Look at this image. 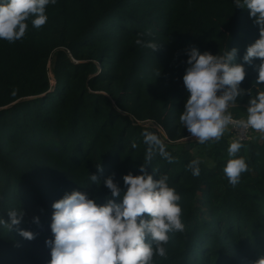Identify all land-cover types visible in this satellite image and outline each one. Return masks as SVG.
Wrapping results in <instances>:
<instances>
[{
    "label": "trees",
    "instance_id": "16d2710c",
    "mask_svg": "<svg viewBox=\"0 0 264 264\" xmlns=\"http://www.w3.org/2000/svg\"><path fill=\"white\" fill-rule=\"evenodd\" d=\"M46 15L40 28L29 18L20 40L0 39V218L23 210L19 229L37 234L29 241L0 225V264H49L53 203L74 190L106 203L107 177L123 189L124 175L141 174L145 130L176 160L157 154L146 171L168 176L185 226L169 233L167 258L155 256L154 264H254L264 257V134L233 139L249 170L232 186L224 168L234 135L185 146L190 133L179 120L192 48L213 55L236 48L234 62L246 71L241 89L252 97L264 91L256 82L260 60L243 61L259 38L249 10L234 0H57ZM138 37L158 48L136 44ZM249 99L238 97L233 109ZM197 158L198 177L187 168Z\"/></svg>",
    "mask_w": 264,
    "mask_h": 264
},
{
    "label": "clouds",
    "instance_id": "9594fccd",
    "mask_svg": "<svg viewBox=\"0 0 264 264\" xmlns=\"http://www.w3.org/2000/svg\"><path fill=\"white\" fill-rule=\"evenodd\" d=\"M56 2L0 0V39L12 43L23 38L28 28L26 21L32 17L33 27H42L48 19L46 7ZM234 2L236 8L248 9L259 26V38L247 47L243 61L251 64L254 58L260 60L256 82L264 84V0ZM135 42L153 51L158 48L153 42L145 44L139 37ZM237 52L236 48L217 55L208 51L200 53L195 48L187 50L188 67L183 84L189 95L179 120L191 138L200 144L219 141L229 125L264 134V91L252 97L251 89H241L246 71L243 64L234 62ZM160 74L158 71L156 77ZM245 94L250 96L247 118L236 120L228 109ZM142 136L148 147L140 166L141 174L124 175L123 189L114 182L113 176L107 177L103 183L112 198L106 203L98 204L85 192L75 190L53 203L52 238L45 241L50 248L49 264H154L155 256L167 258L165 245L170 240L169 233L183 232L185 227L181 220V197L169 186L167 175L154 179L146 168L157 154L168 163L176 160L156 133L145 130ZM242 147L239 140H233L228 147L230 159L224 173L232 186H236L241 175L249 170L245 158L237 157ZM199 164L197 158L187 165L193 176L200 175ZM97 169L102 171L101 165ZM90 179L99 184L97 175L91 174ZM7 215L9 220L0 218V225L9 230L16 228L26 240L36 238V233L18 227L25 215L23 210H12ZM34 223H40L38 217L34 218ZM254 264H264V257Z\"/></svg>",
    "mask_w": 264,
    "mask_h": 264
},
{
    "label": "built area",
    "instance_id": "2783aa9c",
    "mask_svg": "<svg viewBox=\"0 0 264 264\" xmlns=\"http://www.w3.org/2000/svg\"><path fill=\"white\" fill-rule=\"evenodd\" d=\"M235 106H237V105H235ZM233 108H234V106L229 107L228 111L230 112V110H232ZM232 116L236 120L244 119L242 117H237L233 114H232ZM229 127L232 131V134L234 135L233 139L237 138L239 140H252L254 135H256V134L262 135V133L256 132L251 128H243V127L233 126V125H229ZM190 138H191V136L189 135L188 139H190Z\"/></svg>",
    "mask_w": 264,
    "mask_h": 264
},
{
    "label": "crops",
    "instance_id": "0c3cea01",
    "mask_svg": "<svg viewBox=\"0 0 264 264\" xmlns=\"http://www.w3.org/2000/svg\"><path fill=\"white\" fill-rule=\"evenodd\" d=\"M247 107L248 106H241L240 108H236L234 112H231V114L237 116V117H242L244 119L247 118Z\"/></svg>",
    "mask_w": 264,
    "mask_h": 264
},
{
    "label": "rangeland",
    "instance_id": "374dc122",
    "mask_svg": "<svg viewBox=\"0 0 264 264\" xmlns=\"http://www.w3.org/2000/svg\"><path fill=\"white\" fill-rule=\"evenodd\" d=\"M51 76V75H50ZM242 105H240L239 107H241ZM243 106H246V105H243ZM234 107H238V106H234ZM236 110V108L235 109H232L231 111H230V113L231 112H234ZM226 132L227 131H229V132H231L232 133V131H231V129H230V127L228 126V128L225 130ZM232 140H233V137H232ZM197 140L196 139H194V138H190V139H188V140H185V141H183V144L185 145V146H189L190 144H188L187 142H189V143H192L193 145H194V143L196 142ZM185 142V143H184ZM195 149H196V147H194ZM194 149V150H195Z\"/></svg>",
    "mask_w": 264,
    "mask_h": 264
}]
</instances>
